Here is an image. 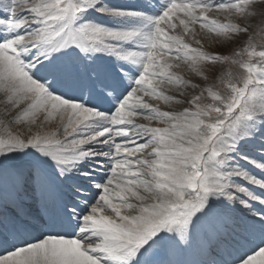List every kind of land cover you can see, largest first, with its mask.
<instances>
[{"label": "snow or ice", "instance_id": "snow-or-ice-1", "mask_svg": "<svg viewBox=\"0 0 264 264\" xmlns=\"http://www.w3.org/2000/svg\"><path fill=\"white\" fill-rule=\"evenodd\" d=\"M0 264H264V0H0Z\"/></svg>", "mask_w": 264, "mask_h": 264}, {"label": "rangeland", "instance_id": "rangeland-1", "mask_svg": "<svg viewBox=\"0 0 264 264\" xmlns=\"http://www.w3.org/2000/svg\"><path fill=\"white\" fill-rule=\"evenodd\" d=\"M53 127H55V125H53Z\"/></svg>", "mask_w": 264, "mask_h": 264}]
</instances>
